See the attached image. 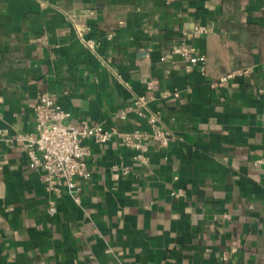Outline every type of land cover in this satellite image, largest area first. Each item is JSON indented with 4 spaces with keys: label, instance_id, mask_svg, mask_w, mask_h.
<instances>
[{
    "label": "crops",
    "instance_id": "obj_1",
    "mask_svg": "<svg viewBox=\"0 0 264 264\" xmlns=\"http://www.w3.org/2000/svg\"><path fill=\"white\" fill-rule=\"evenodd\" d=\"M181 44L204 72L162 60ZM44 93L74 122L122 131L147 128L129 111L146 96L174 139L151 144L150 172L116 142L90 143L82 206L65 195L51 215L16 139L36 133ZM261 159L264 0H0V264H226L232 247L237 264H264Z\"/></svg>",
    "mask_w": 264,
    "mask_h": 264
},
{
    "label": "built area",
    "instance_id": "obj_2",
    "mask_svg": "<svg viewBox=\"0 0 264 264\" xmlns=\"http://www.w3.org/2000/svg\"><path fill=\"white\" fill-rule=\"evenodd\" d=\"M199 32H206L200 27ZM87 48L95 52L99 43L94 39L82 37ZM179 56L185 63L186 71L190 72L196 67L201 72L206 68L205 55L198 54L193 47L185 44L173 47L162 60H172ZM253 67L240 69L220 78L221 82L231 79L248 77L253 73ZM129 111L147 122V128H136L131 131H122L116 126L105 127L102 124H92L89 121L74 122L72 113L66 110L53 95L44 93L38 98L35 107L36 133H25L17 136V141L23 143L29 158L31 169L43 172L42 181L46 191L54 199L50 201L48 212L57 213L56 200L67 195L75 205L82 206L83 181L93 176L89 165L92 157L90 143L98 146H107L116 142L120 147L132 151L133 161L151 171L149 150L151 144L167 148L173 135L160 125L157 115L151 113L150 101L146 96H138L131 104ZM122 120L128 118V111L118 116ZM259 163L264 164V159ZM113 171L121 175H128V167L112 166ZM174 197L184 196L183 190L172 193ZM237 247L225 251L221 260L226 264H237Z\"/></svg>",
    "mask_w": 264,
    "mask_h": 264
}]
</instances>
